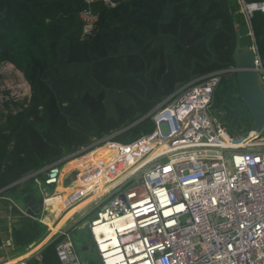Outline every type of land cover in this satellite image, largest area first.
Listing matches in <instances>:
<instances>
[{
  "label": "trees",
  "instance_id": "trees-1",
  "mask_svg": "<svg viewBox=\"0 0 264 264\" xmlns=\"http://www.w3.org/2000/svg\"><path fill=\"white\" fill-rule=\"evenodd\" d=\"M112 1L0 0V64L12 63L30 85L27 97L4 101L0 195L20 188L22 196H36L34 181L52 161L107 135L126 144L152 130L149 115L120 129L178 86L234 65V23L248 20L244 2L261 0ZM86 7L96 16L88 31L79 18ZM250 23L264 55V9H254ZM209 109L231 135L254 130L234 71L221 75ZM72 165L85 167L70 161L62 176ZM9 204L0 198V248L11 236L7 251L25 249L45 224ZM87 233L85 225L75 231L80 247ZM60 236L43 245L41 259L31 256L27 263L58 264ZM82 259L99 264L97 254Z\"/></svg>",
  "mask_w": 264,
  "mask_h": 264
},
{
  "label": "built area",
  "instance_id": "built-area-1",
  "mask_svg": "<svg viewBox=\"0 0 264 264\" xmlns=\"http://www.w3.org/2000/svg\"><path fill=\"white\" fill-rule=\"evenodd\" d=\"M243 7L250 22L254 9H264V0ZM79 18L84 31L96 20L89 7ZM254 50L264 86V55L257 46ZM233 71L232 65L178 86L128 124L152 118L154 127L138 139L123 144L107 135L43 167L45 177H37L38 183L42 179L57 189L65 164L85 166L70 167L72 184L43 189L38 216L47 211L53 217L46 235L0 264L41 259L39 246L59 235L58 264H85L65 226L76 210L91 203L85 213L99 207L87 223L99 264H264V136L248 138L252 130L235 137L208 110L221 75ZM54 197L53 206L48 200ZM5 243L12 244L11 238Z\"/></svg>",
  "mask_w": 264,
  "mask_h": 264
},
{
  "label": "water",
  "instance_id": "water-1",
  "mask_svg": "<svg viewBox=\"0 0 264 264\" xmlns=\"http://www.w3.org/2000/svg\"><path fill=\"white\" fill-rule=\"evenodd\" d=\"M234 26L237 32L236 45L232 54L234 72L240 97L247 106L254 123V132L248 138L257 133L264 136V86L261 75L254 66V47L257 45L253 28L249 20L243 23L235 22ZM23 201L26 212L31 215H39L43 209L42 197L36 200L34 196L28 194L23 196ZM81 248L85 249L87 246L83 245Z\"/></svg>",
  "mask_w": 264,
  "mask_h": 264
},
{
  "label": "rangeland",
  "instance_id": "rangeland-1",
  "mask_svg": "<svg viewBox=\"0 0 264 264\" xmlns=\"http://www.w3.org/2000/svg\"><path fill=\"white\" fill-rule=\"evenodd\" d=\"M11 63L9 62H3L0 64V118H1V114L3 111L6 110V107L4 105V101L7 99V97L10 96H15L19 99H23L25 97H27L29 95L30 92V88L29 86L26 87L24 85L25 82L28 83V81L25 79V77L23 76V73L17 69L13 64L12 66L10 65ZM29 84V83H28ZM210 112V109H209ZM212 116H214V113H210ZM216 115V114H215ZM218 118V117H216ZM233 136H238V135H233ZM104 141H100L96 144H93L90 148H93L95 146L101 145L103 144ZM106 152V149H103L101 151H99L98 154H102ZM70 157L64 159L62 161V164H64L66 161L69 160ZM34 174V173H33ZM42 176L39 175V178H41ZM75 180V171H73L72 173H70L67 178L66 176H62L61 182L62 184H72ZM54 185H45L42 181V179L40 180V183H37L36 181H34L33 184V189H35V191H37V193L41 196L43 194V189H47L50 192L54 191ZM61 188V187H60ZM37 195V194H36ZM107 199H105L104 201H106ZM92 203L88 204L87 206H85L82 209L76 210V212L73 215V219L68 220L67 224H66V229L68 230V232L70 233L74 245L76 247V250L79 254V256L82 258V256H87V254L92 255L93 257L96 256L95 250H94V246L91 243V239H90V234L87 228V223L89 221V219L93 216V214L95 213L96 210H94V212H90L87 214V217H85L82 221V223H79V219L81 218V216L89 209L91 208ZM99 208V207H97ZM78 221V222H77ZM86 227L87 229V239L88 243H86V246L88 247L87 249L83 250L80 247V242L77 241L76 242V236H75V231L78 230L79 228H81L82 226ZM47 226H46V231H47ZM45 231V232H46ZM43 235V234H42ZM41 235V236H42ZM40 236V237H41ZM39 237V238H40ZM38 238V239H39ZM36 239V240H38ZM35 240V242H36ZM6 246V245H5ZM5 246H1V250H0V254L4 255V257H6V255H9V251L6 250Z\"/></svg>",
  "mask_w": 264,
  "mask_h": 264
},
{
  "label": "crops",
  "instance_id": "crops-1",
  "mask_svg": "<svg viewBox=\"0 0 264 264\" xmlns=\"http://www.w3.org/2000/svg\"><path fill=\"white\" fill-rule=\"evenodd\" d=\"M36 182L38 183V180H37V178H36ZM66 185H68V184H61L60 185V187H65ZM54 190H58V188L56 189V188H53ZM22 190L20 189V188H17L16 190H12V191H10L9 193H7L6 195H0V198L1 199H3V200H7V201H9V205H16V206H18L20 209H22L24 212H26V207H25V204H24V201H23V196H22ZM27 213V212H26ZM27 214H29V213H27ZM29 215H31V214H29ZM32 217H34L35 219H37L38 221H40V222H42V223H44L45 224V226H43V228H42V230H41V233H40V235H39V239L38 240H41L45 235H46V233H47V231H46V225H47V222L48 221H51V214L50 213H47V211H45V215L44 216H41V218H39V216H38V214H34V215H31ZM53 218V217H52ZM46 231V232H45ZM7 238H11V236H8V237H6V238H4V243H5V239H7ZM46 238V237H45ZM38 240H36V242L38 241ZM36 242H33L32 244H35ZM47 242H49V240L47 241ZM47 242H45V243H43V245H45ZM5 245H7L6 243H5ZM11 245V244H10ZM43 245H41V246H39L40 248H39V251H40V249L43 247ZM37 246V245H36ZM5 247H7V246H5ZM82 247V246H81ZM82 249V248H81ZM86 249V248H85ZM25 249H20V250H16V251H14V250H10L9 251V255L7 256L6 255V257H4V255H2V254H0V259H2V258H6V259H8V258H10V257H13V255H16L17 253H22L23 251H24Z\"/></svg>",
  "mask_w": 264,
  "mask_h": 264
},
{
  "label": "bare ground",
  "instance_id": "bare-ground-1",
  "mask_svg": "<svg viewBox=\"0 0 264 264\" xmlns=\"http://www.w3.org/2000/svg\"><path fill=\"white\" fill-rule=\"evenodd\" d=\"M11 66H12V64H10ZM124 174H122V176H123ZM122 176H120V177H122ZM102 183V182H101ZM56 198L54 197V198H51V199H49L48 200V202H52L53 203V206L54 205H56ZM79 205H76V207H78ZM74 210V207H72V208H70V209H68L67 211H65V213L61 216V218L55 223V225H53V226H51V228H52V230H54L55 229V227L70 213V212H72ZM49 223H51V221H48ZM35 247H37V246H35Z\"/></svg>",
  "mask_w": 264,
  "mask_h": 264
},
{
  "label": "flooded vegetation",
  "instance_id": "flooded-vegetation-1",
  "mask_svg": "<svg viewBox=\"0 0 264 264\" xmlns=\"http://www.w3.org/2000/svg\"><path fill=\"white\" fill-rule=\"evenodd\" d=\"M35 198H36V200H38V199H40V195L39 194H37L36 196H34Z\"/></svg>",
  "mask_w": 264,
  "mask_h": 264
},
{
  "label": "clouds",
  "instance_id": "clouds-1",
  "mask_svg": "<svg viewBox=\"0 0 264 264\" xmlns=\"http://www.w3.org/2000/svg\"><path fill=\"white\" fill-rule=\"evenodd\" d=\"M6 62H8V61H6ZM10 63V62H9ZM12 64V63H11ZM29 88H30V85H29Z\"/></svg>",
  "mask_w": 264,
  "mask_h": 264
}]
</instances>
